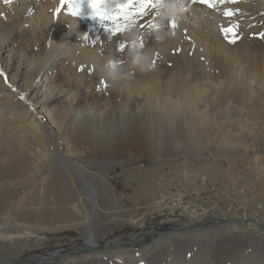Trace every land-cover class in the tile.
I'll return each mask as SVG.
<instances>
[{
  "label": "bare ground",
  "instance_id": "obj_1",
  "mask_svg": "<svg viewBox=\"0 0 264 264\" xmlns=\"http://www.w3.org/2000/svg\"><path fill=\"white\" fill-rule=\"evenodd\" d=\"M78 2L80 11L74 16L68 7V0H0V112L4 113L0 115L4 119L0 124H13L22 117L31 131L36 134L43 131L49 148L40 147L32 160H28L24 151L16 145L0 154V158L6 161L0 165V180L13 181L11 189L14 190L11 193V189L0 187L10 195H0V207L14 201L16 194H21L32 179L44 172L51 173L57 167L59 173L65 174L71 185L76 187L74 205L86 217L84 232L94 227L96 216L103 219L115 216L121 221L129 220L133 225L141 226L140 218H130L129 209L103 208L100 205L102 198L113 200L114 191L105 178L95 174L92 176L99 184L98 189L85 164L73 157L84 153L79 149L87 146L95 152L142 149L162 159L179 155L199 159L206 147L204 144L210 142L209 137L204 135L203 122L214 110L216 93L210 86L201 90L195 83L221 88L234 82L235 75L230 71L228 61L232 58L237 60V54H241L247 63L239 79L245 84L251 110L264 114V90L257 93L264 81V31L258 32L257 27L248 22L249 14L254 20L264 16V0H212L213 6L198 0H187L188 11L175 23V27L170 25L173 37L160 43L144 31L156 19L147 16L151 7L143 16L130 18L133 23L140 21V24L134 25L130 21L123 30L124 23L119 22L123 31L112 35L103 27L107 21L102 24L89 14V0ZM116 2L118 0H107L110 5ZM226 9L232 10L231 14L225 15ZM47 26L50 30L44 34ZM230 27L234 34L225 31ZM134 32L143 38L145 46L154 53V69L143 74L136 72L124 84L113 85L104 81L96 73L91 60L112 54L126 66V53L131 40L135 39L132 36ZM78 33H87L89 38H95L90 41V47L79 44ZM19 38L24 42L31 41L37 55L45 59L35 60L31 54L14 48ZM238 60L241 63L243 61ZM66 61L78 82L69 81L65 91L53 85L52 78L59 64ZM259 74L262 75L261 81L258 80ZM71 84L75 90H72ZM66 95L67 104L53 110L51 106L54 102ZM86 95L95 102L109 103V108L95 114L91 109L82 113L80 101ZM142 113L146 114L144 120L132 126L126 125L119 140L107 145L98 141L100 136L95 130L103 129L104 125H109L120 114L137 120ZM82 115L93 122L88 129V136L80 132L85 128L84 125L76 126L77 122L82 121ZM174 117L195 121L194 134L200 152L177 146L172 150L157 149L158 120ZM56 142L61 144L64 152L55 149ZM219 143L225 144L224 138ZM20 181H25L26 185L20 186ZM69 193L63 196L69 199ZM200 196L201 193L197 191L196 195L187 199L185 205L180 195L172 206L165 207L160 203H156V206L172 210L173 215L182 214L185 218L188 215L182 210L202 207L203 199ZM21 202L22 205L15 209H21L26 216L31 217V204ZM195 202L197 205H194ZM206 213L194 211L189 218H183L185 224L192 223L191 227L162 225L159 228L169 229L159 232V228H144L103 245L102 240H106L113 228L110 223L105 232L82 233L85 245L71 250L57 245L50 251L35 254L31 260L51 263L53 259L59 258L55 261L57 264H264V216L257 213L241 217L233 215L228 220L230 225L205 231L192 229L207 218ZM57 214L52 212L49 218L52 220ZM215 215L208 220L222 219L220 214ZM173 219L179 218L176 216ZM0 224V264H32L22 261L20 255L28 247L32 248L35 242H31L29 236L19 239L22 236L13 234L5 237L3 234L4 225L12 232L22 225L11 222L8 226L1 217ZM71 224L78 226L80 223ZM100 226L105 227L103 224ZM47 229L39 227V230ZM176 229L179 231L176 232Z\"/></svg>",
  "mask_w": 264,
  "mask_h": 264
},
{
  "label": "rangeland",
  "instance_id": "obj_2",
  "mask_svg": "<svg viewBox=\"0 0 264 264\" xmlns=\"http://www.w3.org/2000/svg\"><path fill=\"white\" fill-rule=\"evenodd\" d=\"M249 15L248 22L257 27L258 32H263L264 16L260 15V18L254 20L251 14ZM49 30L47 26L43 31L44 34ZM13 47L31 54L35 60L45 59L44 56L37 55L31 41L24 42L19 38ZM238 59H242V63ZM228 62L230 63V71L235 75L234 82H230L221 88L207 83H195L201 90L210 86L216 93L213 100L214 110L211 111L209 118L204 119L203 122L204 135L209 137L210 142L204 144L206 147L199 159L189 155L162 159L142 149L138 151L121 149L109 153L107 150L106 152L90 151L91 149L87 146H83L82 149H79L80 146L77 147L84 153L73 158L83 162L91 176L98 174L105 178L114 191L115 198L109 201L102 198L100 205L103 208L110 207L112 209L124 207L129 209V216L132 220L140 218L142 221V225L138 226L133 225L129 220L121 221L115 216H106L104 219L96 216L94 227L88 232H105L107 225L113 224L106 240H102L103 245L109 244L115 238L139 232L144 228L157 229L162 225L165 227L177 225L191 227L192 223L185 224L184 219L189 218L194 211L197 213L207 212V218L198 226L192 227V229L198 228L200 231L230 225L228 220L233 215L241 217L257 213L264 216V114H257L251 110L249 98L245 93V84L239 79L243 74L244 64L247 66L241 54H237V60L232 58ZM53 75L52 84L61 90L66 91L67 83L71 80L78 82L75 75L71 73L67 61L59 64V68L55 70ZM261 78L262 75L259 74L258 80L261 81ZM71 88L75 90L72 84ZM263 90L264 81L260 84L257 93H262ZM66 97L67 95L59 97L51 106L53 110L65 106L67 104ZM80 102L82 113L86 109H91L95 114L109 108V103L95 102L89 95H86L84 100ZM2 114L4 113L0 112V115ZM67 114L70 116V112ZM145 115V113L140 114L136 120L126 114H120L109 125H104L103 129L95 130V133L100 136L98 141L107 145L119 140L126 125L132 126L140 123L144 120ZM2 120L4 119L0 117V122ZM23 120L20 117L13 124H0V154L8 147L16 145L24 151L28 160H32L33 155L39 153L40 147L49 149L43 131L41 134L34 133ZM81 120V122L76 123V126L84 125L85 128L80 132L82 135L88 136V129L93 122L83 115ZM65 121L67 122V119ZM194 128L195 121L193 119L182 117L159 119L157 149L172 150L174 146H177L193 148L200 152ZM222 138H224L225 144L219 143ZM56 145L57 151L64 152L60 143L56 142ZM3 162L6 161L0 158V165ZM91 178L98 188L99 184L95 177L92 176ZM20 182V186L26 185L25 181ZM12 183L13 181L9 179L0 180V187L11 189ZM27 184L29 185L22 192L24 194L15 192L17 193L15 198L17 202L11 200L10 203L0 207L2 213L0 217L5 224L10 226L13 222L22 225V227L16 228L14 232L4 225L3 234L5 237L13 234L22 236L19 239H26L29 236L31 242H35L34 244L30 242L32 248L28 247L20 255L22 261H28L32 264H57L55 261L59 258L53 259L51 263L36 262L31 258L43 251H50L57 245H61L65 250H71L78 248L81 244H86L82 234L88 233L83 231L86 217L74 205V200L77 197L76 187L71 185L70 179L65 174L59 173L57 167H54L51 173L44 172ZM1 189V196H10ZM13 191L11 189V193ZM66 191L70 192L69 199L65 197ZM197 191L201 193L200 197L203 199L202 207H194L197 205L195 202L193 206H190L195 209L182 210V213L188 215L185 218L181 212L180 216L177 213L173 215L172 210L156 206V203L165 207L172 206V203L180 195L181 201L185 205L187 199L196 195ZM64 194L65 196H63ZM21 201H27L31 204L29 206L33 211L31 217L26 216L21 209H15L16 206L22 205ZM71 204L74 206H70ZM260 205L263 207L261 208ZM52 212L58 214L51 220L49 217ZM215 214H220L222 219L208 220V218L215 217ZM176 216L179 219H173ZM196 216L198 217L199 214ZM72 222H79L80 224L75 226L71 224ZM100 224L105 227H101ZM39 227L48 229L39 230ZM161 229L169 228H159L157 231L159 232ZM177 231L179 230L176 229Z\"/></svg>",
  "mask_w": 264,
  "mask_h": 264
},
{
  "label": "clouds",
  "instance_id": "obj_3",
  "mask_svg": "<svg viewBox=\"0 0 264 264\" xmlns=\"http://www.w3.org/2000/svg\"><path fill=\"white\" fill-rule=\"evenodd\" d=\"M89 7V14L91 16L96 17L102 24L104 21L108 22L107 24H103V27L112 35L122 32L128 27L130 21L133 23L132 19L122 16H115L114 19H107L108 17H113V14L117 12L118 9L110 4L104 3L103 0L99 3L90 4ZM187 11V0H159V2L147 12L148 17H155L156 19L150 27L144 28V31L145 33H150L153 40L157 43L167 41L174 35L170 25L178 23ZM149 13H151V15H149ZM119 22L124 23L123 30ZM133 24H140V21ZM85 34L87 33H78L79 44L84 47H90V41L95 40V38H89L88 34L87 38H85ZM132 36H134L135 39L131 40L130 47L126 53V66L112 54L98 56L91 60V63L95 65L96 73L104 81L113 85L124 84L131 80L136 72L143 74L154 69V53L145 46L142 37L138 36L135 32L132 33Z\"/></svg>",
  "mask_w": 264,
  "mask_h": 264
},
{
  "label": "snow or ice",
  "instance_id": "obj_4",
  "mask_svg": "<svg viewBox=\"0 0 264 264\" xmlns=\"http://www.w3.org/2000/svg\"><path fill=\"white\" fill-rule=\"evenodd\" d=\"M99 2H101V0H89V5L93 3H99ZM103 2L107 3V0H103ZM157 2H159V0H118V2L111 4L114 8H117L118 11L113 14V17H108L107 19H114L115 16H122L126 18L143 16L146 13L147 9L155 6ZM198 2L208 4V6H213L212 0H198ZM232 2H235V0H232ZM68 7L72 15L75 16L79 14L80 4L78 0H68ZM231 11L232 10L230 9H226L225 15L231 14ZM175 26H176L175 23H173L172 27H175ZM225 31L233 32V29L230 27L226 29ZM122 47L123 45H121V48Z\"/></svg>",
  "mask_w": 264,
  "mask_h": 264
}]
</instances>
